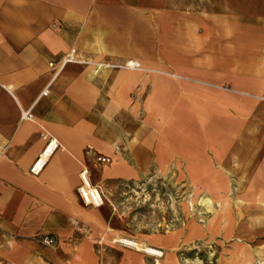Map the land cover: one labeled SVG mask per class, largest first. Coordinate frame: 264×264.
I'll return each mask as SVG.
<instances>
[{
    "label": "crops",
    "instance_id": "obj_1",
    "mask_svg": "<svg viewBox=\"0 0 264 264\" xmlns=\"http://www.w3.org/2000/svg\"><path fill=\"white\" fill-rule=\"evenodd\" d=\"M83 167L106 196L176 172L264 229V0H0V264H80L89 231L117 235Z\"/></svg>",
    "mask_w": 264,
    "mask_h": 264
},
{
    "label": "rangeland",
    "instance_id": "obj_2",
    "mask_svg": "<svg viewBox=\"0 0 264 264\" xmlns=\"http://www.w3.org/2000/svg\"><path fill=\"white\" fill-rule=\"evenodd\" d=\"M101 207L108 216V228L117 229V235L89 231L91 256L89 261L79 256L80 264H157V260L160 264H242L244 250L252 255L251 264L259 258L264 261V229L258 220L225 219L230 206L214 203V188L194 187L176 172H154L119 184ZM243 226L256 233L233 235L234 228ZM168 235L176 243L158 246L157 240ZM120 237L159 248L163 255L156 258L113 242Z\"/></svg>",
    "mask_w": 264,
    "mask_h": 264
},
{
    "label": "built area",
    "instance_id": "obj_3",
    "mask_svg": "<svg viewBox=\"0 0 264 264\" xmlns=\"http://www.w3.org/2000/svg\"><path fill=\"white\" fill-rule=\"evenodd\" d=\"M74 60L75 58L73 57V55L68 54L64 58L63 62L65 63L67 61H74ZM50 65L52 66L53 64L50 63ZM46 93H47V90H44L42 92V94H46ZM23 116L31 117L29 112H24ZM43 138L45 140V144L42 150L40 151V153L37 155V157L33 161L29 169V171L35 175L41 172L46 162L48 161L49 157L52 155L53 151L59 146L57 140L49 136L48 134H44ZM97 160L103 161V162H109L110 159L106 157L98 156ZM79 178H80V184L77 187V193L79 194L83 203L85 205H89L93 207H101L105 203V200H106L105 192L98 185L92 183L90 179L89 171L86 167H83L81 171L79 172ZM119 240L113 239V242H118L126 246H129L125 242H122ZM37 241L44 246H53L56 244V240L49 235H42L37 238ZM129 247H132V246H129ZM155 251L156 253L152 251H144V252L156 258H159L162 256L163 251L161 249L156 248Z\"/></svg>",
    "mask_w": 264,
    "mask_h": 264
},
{
    "label": "bare ground",
    "instance_id": "obj_4",
    "mask_svg": "<svg viewBox=\"0 0 264 264\" xmlns=\"http://www.w3.org/2000/svg\"><path fill=\"white\" fill-rule=\"evenodd\" d=\"M120 239V240H119ZM117 240L125 242L126 244H128L129 246H132L135 250H140V251H152L154 253H156V248L151 246V245H143L140 244L139 241L132 239V238H128V237H120ZM244 256L242 259V264H251L252 261V255L248 252L244 250ZM163 255V253H162ZM257 256L259 257L260 254H257ZM258 259V258H257ZM157 264H160L159 260H157ZM256 264H264V261H262L261 258H259L256 261Z\"/></svg>",
    "mask_w": 264,
    "mask_h": 264
}]
</instances>
